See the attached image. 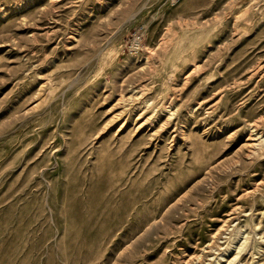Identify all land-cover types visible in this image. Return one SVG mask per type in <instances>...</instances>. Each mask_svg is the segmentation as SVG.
<instances>
[{
	"label": "rangeland",
	"instance_id": "rangeland-1",
	"mask_svg": "<svg viewBox=\"0 0 264 264\" xmlns=\"http://www.w3.org/2000/svg\"><path fill=\"white\" fill-rule=\"evenodd\" d=\"M0 264H264V0H0Z\"/></svg>",
	"mask_w": 264,
	"mask_h": 264
},
{
	"label": "bare ground",
	"instance_id": "bare-ground-1",
	"mask_svg": "<svg viewBox=\"0 0 264 264\" xmlns=\"http://www.w3.org/2000/svg\"><path fill=\"white\" fill-rule=\"evenodd\" d=\"M253 133V132H252ZM254 135V134H253ZM256 145V144H255Z\"/></svg>",
	"mask_w": 264,
	"mask_h": 264
}]
</instances>
